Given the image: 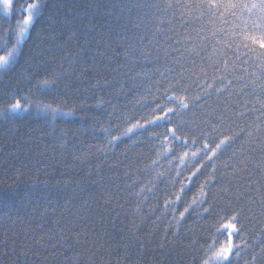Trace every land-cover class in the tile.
Here are the masks:
<instances>
[{
  "label": "trees",
  "instance_id": "trees-1",
  "mask_svg": "<svg viewBox=\"0 0 264 264\" xmlns=\"http://www.w3.org/2000/svg\"><path fill=\"white\" fill-rule=\"evenodd\" d=\"M23 3L19 0L9 15L0 10V48L15 42L17 12ZM45 3L22 44L19 63L13 71L0 73V109L16 95L74 114L45 119L33 110L14 124L0 120V264H198L200 247L224 237L216 235L211 217L192 213L177 226L165 210V192L171 196L177 191L188 172L177 177V160L157 155L159 141L148 139V134L110 149L103 132L109 129L119 135L128 126L126 117L134 122L154 107L155 82L160 78L156 69L162 61H145L138 53L129 57L124 48L148 45L146 50L152 51L148 44L152 33L158 25L167 28L171 19L163 9L164 0ZM152 4H159V9L148 7ZM179 19L176 30L182 32ZM248 71L259 76L256 69ZM54 72L61 76L58 87L51 91L37 87ZM247 99L255 102L254 95ZM209 104L216 107V97ZM191 118V114L185 117ZM256 126L264 130L259 111L247 112L232 124L234 131L245 128L252 136L242 134L234 146L237 157L229 160V150L216 161V176L220 179L225 162L238 168L247 165V170L232 184L221 179L209 190V198L219 201L231 195L235 202L238 195L243 197L244 237L259 253L255 245L264 241L260 203L264 201V131H255ZM162 131L150 129V133ZM176 150L182 149L176 146ZM242 152L247 155L244 165L238 159ZM145 186L152 191L137 196ZM221 186L229 192H221ZM189 188L183 196L188 202L198 186ZM182 210L183 204L177 208V219ZM253 254L242 252L238 264H249ZM257 264L264 262L258 259Z\"/></svg>",
  "mask_w": 264,
  "mask_h": 264
},
{
  "label": "snow or ice",
  "instance_id": "snow-or-ice-1",
  "mask_svg": "<svg viewBox=\"0 0 264 264\" xmlns=\"http://www.w3.org/2000/svg\"><path fill=\"white\" fill-rule=\"evenodd\" d=\"M17 4L19 0H0V10L5 15L12 14ZM46 6L45 0H24L17 12L19 20L15 42L10 48L7 44L0 48V73L7 74L15 69L23 55L22 44ZM148 7L159 9V4ZM163 9L170 12L171 19L167 28L158 25L152 33V39L148 41L152 51L146 50L148 45L137 49L128 44L124 48L129 57L138 53L145 61H162L156 69L160 78L155 82L158 96L154 99V107L148 116L134 122L126 117L128 126L119 135L103 129L107 146L114 149L125 139L133 140L135 136L148 134V139L159 141L157 155L177 160V177H181L185 170L188 172L179 181L177 191L171 196L165 192V210L172 213L177 226L192 213L202 218L211 217L215 220L212 227L216 235L224 237L219 243L206 241L207 247H200L202 255L198 264H238L241 253L245 251L254 253L249 264H257L258 259L264 262V241L256 243L255 247L260 249L256 253L244 237L245 210L240 206L243 197L238 195L235 202L231 195L219 201L209 198V190L221 179L232 184L241 171L247 170V165H244L247 155L242 152L238 159L243 168L225 162L220 179L216 176V161L229 150V160L237 157L234 146L239 144L243 135L252 136V131L245 128L234 131L232 124L250 111H259L264 116V0H164ZM177 16L180 18L179 27L184 29L182 32L176 30ZM157 36L161 38L156 39ZM248 68L259 71V76L255 71L249 73ZM96 75H99V70H96ZM60 78L59 73H51L38 81L37 87L51 91L58 87ZM250 95L255 96V102L247 99ZM213 97H216V107L209 104ZM255 104L260 108H255ZM33 110L45 119L74 114V110L65 112L52 103L37 104L27 96L13 95L0 109V120L14 124L22 114L30 115ZM190 114L192 118L185 119ZM155 128L163 131L150 133V129ZM255 131L264 130L256 126ZM176 146L182 150L177 152ZM239 147L243 149L244 145ZM97 150L105 152L104 148ZM156 163L153 161V165ZM229 168L231 172L227 171ZM176 183L173 181V186ZM193 184L198 186L197 193L190 202L185 201L183 196ZM146 191L150 193L152 189L140 187L136 195ZM220 191L228 193L229 189L221 186ZM260 203L264 205V201ZM181 204L183 210L178 212L177 219V208ZM247 210L250 212L251 208ZM191 246L195 248L196 242L193 241Z\"/></svg>",
  "mask_w": 264,
  "mask_h": 264
}]
</instances>
